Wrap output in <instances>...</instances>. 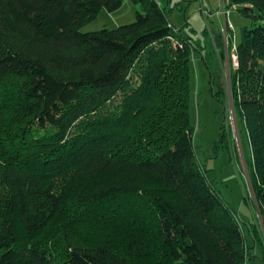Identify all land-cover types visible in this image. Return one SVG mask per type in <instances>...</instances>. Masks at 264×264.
I'll use <instances>...</instances> for the list:
<instances>
[{"label":"trees","instance_id":"obj_1","mask_svg":"<svg viewBox=\"0 0 264 264\" xmlns=\"http://www.w3.org/2000/svg\"><path fill=\"white\" fill-rule=\"evenodd\" d=\"M131 1L134 21L81 31L123 0H0V264H248L258 242L264 254L193 143L199 43L158 0ZM230 5L260 20L242 29L230 86L264 220V0ZM138 195L147 207L126 199ZM95 203L122 251L62 226Z\"/></svg>","mask_w":264,"mask_h":264},{"label":"rangeland","instance_id":"obj_2","mask_svg":"<svg viewBox=\"0 0 264 264\" xmlns=\"http://www.w3.org/2000/svg\"><path fill=\"white\" fill-rule=\"evenodd\" d=\"M158 1L160 5L168 9L171 23L182 28L183 33L199 43L198 49L191 54L190 58L189 117L194 126L193 143L196 146V152L200 160L211 170L215 187L224 201L237 213L246 235H254L253 230L256 228V234L264 246V220L256 207L250 182L252 171L250 147L243 125L234 110L230 86V72L238 65L236 44L240 41L242 29L260 20L253 16L243 15L236 8H230L227 18L232 29L226 27V32H221L220 25L223 24L221 16L209 15V13L217 10L224 0ZM140 9L139 4L131 0H123L122 5L115 11L109 12L105 8L101 9L98 15L83 24L80 30L116 28L121 24L134 21L136 11ZM254 14H257L256 10ZM206 28L211 32L207 38L203 34ZM213 29L219 34L221 40L219 45L214 41L211 31ZM223 35L227 36V40ZM115 99L117 100L118 96ZM223 124L228 132L227 145L225 142H217ZM99 181L97 177H90L82 185L90 189L98 185ZM58 182L61 183L62 179ZM151 186L158 190L161 189L160 185L150 184ZM77 195L79 193H76ZM126 199H133L139 207H147L148 200L143 196L138 195V198ZM93 206H96V203L88 204L86 208L78 205L80 210L74 219L70 218L71 213H63L65 216L60 221L63 223L62 226L69 227L78 237L87 242H106L122 251L121 241L115 238L112 230L107 229L104 224L96 222L90 216ZM112 215H115L114 212ZM248 240L251 245L250 237ZM256 244L252 247L254 250L252 253L257 256L255 263L264 264L263 247L259 242Z\"/></svg>","mask_w":264,"mask_h":264},{"label":"built area","instance_id":"obj_3","mask_svg":"<svg viewBox=\"0 0 264 264\" xmlns=\"http://www.w3.org/2000/svg\"><path fill=\"white\" fill-rule=\"evenodd\" d=\"M230 8H236L235 5H230V3H228V0H224L223 3L218 7L217 10L210 12L209 15H214V16H221L222 20H223V24L220 25V31L221 32H226V27H231V23L228 21V14L230 13ZM237 9V8H236ZM204 12H206L204 10ZM224 39L227 40V36L223 35ZM226 43V41H225Z\"/></svg>","mask_w":264,"mask_h":264},{"label":"water","instance_id":"obj_4","mask_svg":"<svg viewBox=\"0 0 264 264\" xmlns=\"http://www.w3.org/2000/svg\"><path fill=\"white\" fill-rule=\"evenodd\" d=\"M212 31V35H213V38H214V41L217 45H219L221 42L220 38H219V34L217 32V30L213 29L211 30Z\"/></svg>","mask_w":264,"mask_h":264},{"label":"crops","instance_id":"obj_5","mask_svg":"<svg viewBox=\"0 0 264 264\" xmlns=\"http://www.w3.org/2000/svg\"><path fill=\"white\" fill-rule=\"evenodd\" d=\"M255 246V245H254ZM254 249H256V247H254ZM252 248L250 249V253H251V255H253V257L249 260V262H252V264H256L255 262H256V260H257V256H256V254H254V253H252ZM254 251V250H253ZM249 262H248V264H249Z\"/></svg>","mask_w":264,"mask_h":264}]
</instances>
